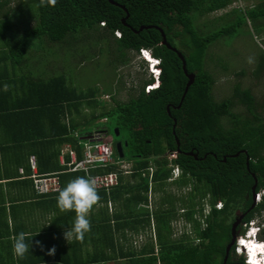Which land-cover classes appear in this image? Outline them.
Returning <instances> with one entry per match:
<instances>
[{"label": "trees", "instance_id": "obj_1", "mask_svg": "<svg viewBox=\"0 0 264 264\" xmlns=\"http://www.w3.org/2000/svg\"><path fill=\"white\" fill-rule=\"evenodd\" d=\"M9 1L0 2L5 5ZM36 1L38 18L30 31L20 33L17 30L10 8L0 18V35L6 38L8 45L6 55L14 62H21L31 37L48 34L51 39H61L79 28L100 26V22L105 21L106 32L117 39L119 61L127 62L129 50L145 46L160 58L161 68L158 86L145 91L143 85L138 94H131L127 100H117L110 110V114L116 116L118 135L124 137L123 142L127 140L125 155L128 151V158L135 161L132 176L136 181L125 179L120 172L118 185L110 190L97 188L98 203L106 202V205H100L99 215H92L91 230L83 241L74 240L69 244L77 251L74 249L62 257L53 256L54 264H108L120 258L128 259V264H222L232 237L235 210L244 212L237 227L242 232V223L264 210V116L255 110L251 90L238 82L234 83L227 98L215 100L212 94L215 79L204 67L203 59L211 40L224 34L232 35L245 17L264 16V7L236 10V20L202 32L195 25L194 17L225 7L230 0H116L128 8L126 23L123 17L127 11L111 0H57L55 7L41 6L40 0ZM142 24L161 26L166 39L182 50L187 69L195 73L181 100L187 79L181 57L161 42L162 34L155 26L134 29ZM116 29L122 31L120 37L115 35ZM16 30L18 32L13 35ZM263 65L264 55H261L257 69ZM23 89L30 93L23 110L31 117L32 128L37 129L33 136L38 137L43 148L42 158L46 159L43 165L39 162V171H60L62 177L72 171L73 174L81 171L67 170V165L58 161L63 143L70 142L81 157V139L95 135V131L80 132L81 123L76 117L84 101L97 105L93 91L78 90L63 73L26 77ZM237 104L244 105L246 112L234 110ZM99 116L107 115L103 110L86 117V121ZM224 118L230 124H226ZM80 134L89 135L82 137ZM114 147L116 159L122 160ZM177 148V155L169 157L170 151ZM188 150L197 152V158L186 153ZM65 156L70 159L69 153ZM150 162L154 165L151 179ZM174 165L179 166L180 174L171 179ZM117 167L113 163L97 170ZM252 172L257 177L255 192H260V199L253 206ZM171 185L189 186V190L185 196H177L168 190ZM151 190L161 191L154 210L146 205ZM217 200L221 202L220 207L215 205ZM109 202L113 204L112 211H109ZM206 203L207 213L204 212ZM176 204L183 206L182 218L192 226L193 234L185 229L180 237L174 236L172 223ZM151 217L155 220L153 226ZM148 227L151 231L147 240L136 245L132 233L145 234ZM261 236L264 238V227ZM235 252L234 245L227 263L247 264L242 258H236Z\"/></svg>", "mask_w": 264, "mask_h": 264}, {"label": "rangeland", "instance_id": "obj_2", "mask_svg": "<svg viewBox=\"0 0 264 264\" xmlns=\"http://www.w3.org/2000/svg\"><path fill=\"white\" fill-rule=\"evenodd\" d=\"M230 1L225 7L194 17L197 28L202 32L211 31L236 20V10L246 11L249 8L264 7V0ZM7 6L12 11L11 15L15 23L18 21V25L21 26V28L17 26L20 33L30 31L31 26L36 24L38 18L36 0H10ZM17 30L13 35L18 32ZM105 33L107 36H102ZM29 42L26 59H29L28 67H31L34 75L49 77L63 73L78 90L93 91L97 105L93 106L84 101L81 112L76 114L77 120L81 123L78 130L84 133L98 129L104 130L105 133L101 135V138L110 139L115 146L117 140H124L122 135L115 134L116 116L110 114V110L116 105L117 100H127L131 94H138L149 78L148 64L146 66L145 61L139 58L137 50L128 51L127 62L119 61L120 54L116 49L117 39L111 34L108 35L106 25L101 22L100 26L79 28L61 39H51L48 34H43L31 37ZM261 55H264V16L258 15L255 19L245 17L232 35L224 34L211 40L207 44L203 62L204 67L215 79L212 87L214 99L227 98L231 94L234 83L238 82L241 87L251 90L254 95L255 110L264 116V65L261 69H257ZM103 110L104 115L107 116L86 121V117H91L93 113H101ZM234 110L246 112L242 104H237ZM224 121L230 124V121L225 118ZM86 135L89 134L79 136L86 137ZM85 141L86 139H81L82 146ZM126 152L127 155L119 160L117 165L122 169L125 179L136 181L131 171L135 161L128 158L129 152ZM149 165L153 166L152 162ZM175 173L176 170L172 171L173 177L177 176ZM167 188L177 196H185L189 190V186L179 188L171 185ZM160 195V190L148 192L150 210L157 207ZM218 202L219 200L216 201ZM112 206L111 203L110 207ZM204 206L207 211L209 206L207 203ZM182 208V205L176 204L177 211L173 217L174 236L177 238L185 229L193 234L192 226L187 225L182 218L184 211ZM240 212L241 209H236L234 214ZM151 221L153 226L155 220L152 218ZM150 231L148 227L145 231L147 236L143 233H132L135 244L139 245L146 241ZM234 256L238 257L236 253ZM256 256H264V253H257ZM128 262V259L120 258L108 264H128Z\"/></svg>", "mask_w": 264, "mask_h": 264}, {"label": "crops", "instance_id": "obj_3", "mask_svg": "<svg viewBox=\"0 0 264 264\" xmlns=\"http://www.w3.org/2000/svg\"><path fill=\"white\" fill-rule=\"evenodd\" d=\"M7 5L0 2V18L9 9ZM15 26L21 28L18 21ZM7 53V40L0 35V264H54L53 256L62 257L76 250L63 235L74 221L75 213L60 212L56 199L59 193H38L34 186L32 158L35 156L38 170L39 162L43 165L46 161L38 137L33 136L37 129L32 128V119L23 110L30 100V93L23 89L24 80L34 74L28 67L27 52L19 63L8 58ZM69 147H72L70 142L63 143L62 152L68 154ZM74 173L61 176L62 188L76 177L87 178L82 171ZM100 205L106 202L92 208L89 220L92 215H99ZM107 205L112 211L111 203ZM20 232L29 237L30 247L24 259L14 258L12 252L13 237ZM53 247L55 254L49 255Z\"/></svg>", "mask_w": 264, "mask_h": 264}, {"label": "built area", "instance_id": "obj_4", "mask_svg": "<svg viewBox=\"0 0 264 264\" xmlns=\"http://www.w3.org/2000/svg\"><path fill=\"white\" fill-rule=\"evenodd\" d=\"M101 23L104 24L105 21H101ZM115 33L117 36H121L122 34L120 30H115ZM137 52L139 58L143 59L148 64L149 78L147 82H145V90L148 91L159 83L161 70L159 62L160 58H157V56L152 53L151 49L145 46L140 47ZM95 132L96 133L94 134L96 136L94 135L92 138L89 137L86 139L81 157L78 156L77 150L74 147H69L68 153L70 154V159H66L65 152L63 151L60 155L61 161L63 164L67 165V170H81L85 173L87 178L94 177L97 183V188L110 190L120 183V172H122V169L118 166L111 170H97V168L106 167L113 163L117 164L119 160L115 157V147L111 140L101 138V135L104 134L105 131L97 130ZM171 154L175 156V152H172ZM32 166L34 167V171L31 176L38 193H54L62 189L60 171L40 172L37 168L35 156L32 158ZM152 170L153 168L149 166V179H151ZM174 170H176L175 175L178 176L180 174L179 166L174 165L173 171ZM131 171L133 172L132 169ZM171 178L174 177L171 176ZM255 199L256 201L260 199V192H256ZM146 205L149 206V204ZM215 205L219 207L221 206V202L219 201ZM208 211L209 209H207V211L204 209L205 213ZM263 213L264 210L260 213H255L248 222V225L250 227L257 225L260 215Z\"/></svg>", "mask_w": 264, "mask_h": 264}, {"label": "clouds", "instance_id": "obj_5", "mask_svg": "<svg viewBox=\"0 0 264 264\" xmlns=\"http://www.w3.org/2000/svg\"><path fill=\"white\" fill-rule=\"evenodd\" d=\"M56 4H57V0H40L41 6L55 7ZM116 30H120V29H116ZM145 65L147 66V62H145ZM158 85L159 83L156 84L154 87ZM151 167L153 168L154 165ZM172 171L173 168L171 170V176H172ZM56 199H57V207L60 210V212L75 213L74 221L72 222L71 226L68 227L63 233L64 239L69 244L74 240L83 241L85 234L91 230V222L88 218L89 214L93 206L96 205L100 199L97 191V183L95 178L94 177L85 178L83 176L76 177L75 179L69 181L66 184V186L59 191V194ZM250 219L242 223L244 232H242L240 228L238 231L240 234L237 233L236 242L234 244L236 250L235 253L237 254L238 257L242 258L243 261L247 264H264V261L260 263V261L251 262L249 260L250 254L252 252L256 251V253H264V238L261 236V231L262 228L264 227V213L260 215V219L258 220L257 225L255 226L250 227L248 225ZM28 239H29L28 235L24 232H20L13 237L12 252L14 258L17 259L25 258L30 247L29 243L27 242ZM36 243L39 244L40 242L37 241ZM31 247H32V241H31ZM48 254L54 255L55 247L51 248L48 251Z\"/></svg>", "mask_w": 264, "mask_h": 264}, {"label": "water", "instance_id": "obj_6", "mask_svg": "<svg viewBox=\"0 0 264 264\" xmlns=\"http://www.w3.org/2000/svg\"><path fill=\"white\" fill-rule=\"evenodd\" d=\"M111 2L115 3V4H119L120 6H122L123 8H125V10L127 11V14L123 17V22L126 23V19L127 17L129 16V11H128V8L125 6V4L123 3H120L116 0H111ZM150 26H155L156 28H158L162 34V43L166 44L169 48L173 49L174 51H176L178 53V55L181 57L182 59V67H183V70L184 72L186 73L187 75V79H186V82H185V85H184V89H183V92L181 94V97H180V100L183 98L188 86L193 82L194 80V76H195V73L193 71H189L186 67V58L182 52V50L178 49L177 46L175 45H172L167 39H166V35H165V32L163 30V28L159 25H153V24H148V25H145V24H142L139 28H134L136 31H139L140 29H143L145 27H150ZM180 105V102L178 103L177 106ZM167 111L170 112L169 110V106L167 105ZM175 121L176 119L174 118V123H173V131H174V125H175ZM115 130H116V134L118 135L120 133L118 127L116 126L115 127ZM176 142L177 144H179V140L177 139L176 137ZM124 143H127V140L125 142H123L122 140H117L116 141V148H117V151L119 152L120 156L121 157H124L125 156V152H124ZM243 151L246 152V149H242ZM179 151V149H178ZM186 153H189V154H193L194 157L197 158V152H193V150H188L186 151ZM239 153V151L235 152L234 154L237 155ZM223 160H225V156H223L222 158ZM248 159H249V155L247 154L246 155V164H247V167H248ZM252 175L254 177V182L253 184L251 185V193H252V203H251V206L255 205L256 204V200H255V197H256V192H255V187H256V184H257V177L255 175L254 172H252ZM243 215H244V212L240 213V214H237L234 218V222L232 224V237H231V240L228 242L227 246H226V251L224 253V256H223V260H222V264H228L227 263V258L229 256V252L231 251L232 247L234 246L235 242H236V237H237V231H238V225L242 222L243 220Z\"/></svg>", "mask_w": 264, "mask_h": 264}, {"label": "bare ground", "instance_id": "obj_7", "mask_svg": "<svg viewBox=\"0 0 264 264\" xmlns=\"http://www.w3.org/2000/svg\"><path fill=\"white\" fill-rule=\"evenodd\" d=\"M257 255V253L256 252H252L251 254H250V261L251 262H258V261H260V263L262 262V261H264V256H256Z\"/></svg>", "mask_w": 264, "mask_h": 264}, {"label": "flooded vegetation", "instance_id": "obj_8", "mask_svg": "<svg viewBox=\"0 0 264 264\" xmlns=\"http://www.w3.org/2000/svg\"><path fill=\"white\" fill-rule=\"evenodd\" d=\"M113 139H114V138H113ZM172 152H175V156H176L177 153H178V148H177V149H174V150H172V151H170L169 157H170V156H173V155L171 154ZM240 213H241V212H240ZM240 213H239V214H240ZM235 215H236V214H235ZM238 231H239V229H238ZM238 231H237V232H238Z\"/></svg>", "mask_w": 264, "mask_h": 264}]
</instances>
